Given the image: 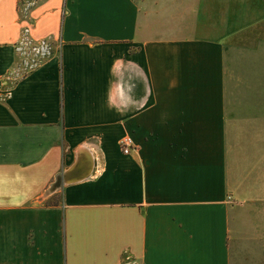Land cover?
<instances>
[{"label":"crops","instance_id":"crops-1","mask_svg":"<svg viewBox=\"0 0 264 264\" xmlns=\"http://www.w3.org/2000/svg\"><path fill=\"white\" fill-rule=\"evenodd\" d=\"M121 262L264 264V0H0V264Z\"/></svg>","mask_w":264,"mask_h":264},{"label":"rangeland","instance_id":"rangeland-1","mask_svg":"<svg viewBox=\"0 0 264 264\" xmlns=\"http://www.w3.org/2000/svg\"><path fill=\"white\" fill-rule=\"evenodd\" d=\"M208 1V0H207ZM225 0H218L219 3L224 2ZM240 1V0H238ZM37 0H17V13L18 17L23 19L27 17L28 9L36 3ZM223 5H220L222 7ZM193 8H197V4L194 5ZM46 39V42L48 44L47 51H43V53H35L33 50H31V45H33L34 40H32L29 35L25 31H21V35L19 38V46L21 49L18 51V54L15 57V63H14V69H18L20 73H24L27 70H30L35 65L40 63L41 61L45 60L47 57H49L56 48V45L53 40H51L48 37H44ZM121 264H125L124 262Z\"/></svg>","mask_w":264,"mask_h":264},{"label":"built area","instance_id":"built-area-1","mask_svg":"<svg viewBox=\"0 0 264 264\" xmlns=\"http://www.w3.org/2000/svg\"><path fill=\"white\" fill-rule=\"evenodd\" d=\"M25 30H26V28H25ZM32 40H34L36 42H34L33 45H31V47H30L31 50H33L35 53H39V52L43 53V51L48 52V49H47L48 44H47L46 39L44 37L38 38V39L32 38ZM18 49L19 50L21 49L19 44H18ZM119 146H120V149L123 153L128 152L129 149L132 147L131 142H130V138L127 135L120 138ZM128 264H132V263H128Z\"/></svg>","mask_w":264,"mask_h":264},{"label":"water","instance_id":"water-1","mask_svg":"<svg viewBox=\"0 0 264 264\" xmlns=\"http://www.w3.org/2000/svg\"><path fill=\"white\" fill-rule=\"evenodd\" d=\"M66 170L67 168L65 169V171H63L62 173H59V174H56L55 177H54V180L50 183L49 185V190H54L55 188H57L63 181L66 180ZM92 173V171H91ZM88 173H85L84 175H87ZM83 175V176H84Z\"/></svg>","mask_w":264,"mask_h":264}]
</instances>
